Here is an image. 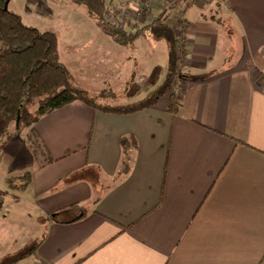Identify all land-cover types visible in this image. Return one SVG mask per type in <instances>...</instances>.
Instances as JSON below:
<instances>
[{
    "label": "crops",
    "instance_id": "obj_1",
    "mask_svg": "<svg viewBox=\"0 0 264 264\" xmlns=\"http://www.w3.org/2000/svg\"><path fill=\"white\" fill-rule=\"evenodd\" d=\"M146 2L145 23L140 0H107V13L128 31L167 16L178 40L184 22L179 112L169 91L133 113L75 100L33 124L53 161L40 151L30 185L12 194L42 216L40 237L21 249L37 243L34 264H264V0ZM51 5L71 17L55 33L75 87L120 85L111 103L121 105L158 87L165 40L147 32L120 45L75 4Z\"/></svg>",
    "mask_w": 264,
    "mask_h": 264
},
{
    "label": "trees",
    "instance_id": "obj_2",
    "mask_svg": "<svg viewBox=\"0 0 264 264\" xmlns=\"http://www.w3.org/2000/svg\"><path fill=\"white\" fill-rule=\"evenodd\" d=\"M7 1L0 0V116L6 123H16L18 128H31L46 114L75 100H81L93 108L112 113H133L155 106L170 91L173 82L181 72L180 64L184 60L179 56L178 39L166 22L167 16H158L142 27L135 24L137 29L128 31L121 24L108 20L107 0H73L77 8L84 10L120 45L132 43L147 32L156 40L167 42L169 69L163 83L139 100L125 105H114L111 100L121 98V91L102 89L96 94H91L75 87L71 82L68 68L61 61L57 34L49 30L41 31L35 26L26 24L19 13L12 10L9 5L6 7ZM140 3L143 5L139 8V20L145 23L149 6H146V0H140ZM34 107H36L35 110ZM179 109L180 102L178 98H174L169 105V110L176 115ZM121 144L127 153L130 146L136 145V139L131 135L124 136ZM38 146L44 155L43 165L51 163L53 158L47 156L44 146L39 142ZM130 164V158L127 155L124 167L116 176L117 179L121 173L129 170ZM6 181L11 189L23 191L30 185L32 173L26 171L19 176L8 177ZM4 202V196L0 191V209ZM75 205L77 204L69 206L66 210L71 211ZM62 212L53 214V218L58 220L57 216ZM27 247L29 251L25 252ZM36 247L37 243L33 242L24 247V254L23 252L9 254L7 257L13 259L4 264H14L26 259L35 253ZM1 262L3 260H0V264Z\"/></svg>",
    "mask_w": 264,
    "mask_h": 264
},
{
    "label": "rangeland",
    "instance_id": "obj_3",
    "mask_svg": "<svg viewBox=\"0 0 264 264\" xmlns=\"http://www.w3.org/2000/svg\"><path fill=\"white\" fill-rule=\"evenodd\" d=\"M51 3L63 4L71 8L73 0H46V2H41L40 0H11L9 7L21 14L26 24L35 26L41 31L49 30L55 32L59 29L60 21H69L71 17L64 12L53 9ZM112 12L116 14V11ZM106 17L110 22L115 20L113 23L121 24V16L119 14L112 15L107 13ZM237 51L239 54V44ZM165 66L164 72H159L160 77L156 79L159 82L158 86L163 83L169 69L168 64H165ZM119 86H115V89H119L117 92L121 91L118 88ZM178 97V94L174 96V98ZM33 109L35 110V107ZM38 142L36 133L32 132L30 127L26 129L18 128L16 123H6L0 116V191L5 200L4 208L0 211V259L2 258L1 260H3L1 264L13 259L10 257L9 259L8 255L5 254L6 252H23L24 248L21 249V247L30 241H36L35 239H38L42 232L41 227L43 225L39 224L38 221L41 220L40 217L42 216H39L32 205L21 202L17 197H13L12 194L19 195L20 192L11 190L6 181L8 177L19 176L26 171H32L36 164L35 160L38 159V161L42 162V159L39 158L41 150ZM76 177H78V174L73 173L63 180L69 181ZM26 251H29V247L26 248ZM26 262L27 264H34L32 255L16 264H26Z\"/></svg>",
    "mask_w": 264,
    "mask_h": 264
},
{
    "label": "built area",
    "instance_id": "obj_4",
    "mask_svg": "<svg viewBox=\"0 0 264 264\" xmlns=\"http://www.w3.org/2000/svg\"><path fill=\"white\" fill-rule=\"evenodd\" d=\"M191 1H193V2H198V1H200V0H191ZM146 6H149V3L148 2H146ZM138 14H140V9L138 10ZM113 15V14H112ZM113 18H115V16H113ZM177 30H178V32H179V36H178V38H179V40H178V52H179V56H183V49H184V47H183V45H184V43H185V36H184V34H182L183 33V31H184V28H185V24H184V22L183 21H180L179 22V24H177ZM178 35V34H177ZM181 74L179 73V76L178 77H181L180 76ZM178 77H177V79H178ZM177 79L173 82V85H172V88L170 89V91L176 96L177 94H179V93H181V91H182V88H181V86L179 85V84H177Z\"/></svg>",
    "mask_w": 264,
    "mask_h": 264
},
{
    "label": "water",
    "instance_id": "obj_5",
    "mask_svg": "<svg viewBox=\"0 0 264 264\" xmlns=\"http://www.w3.org/2000/svg\"><path fill=\"white\" fill-rule=\"evenodd\" d=\"M9 5V0L7 1V3H6V7Z\"/></svg>",
    "mask_w": 264,
    "mask_h": 264
}]
</instances>
